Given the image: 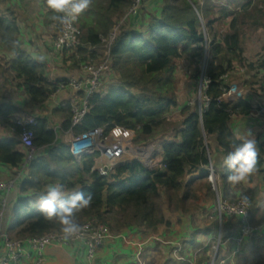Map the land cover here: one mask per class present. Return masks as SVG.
<instances>
[{
  "label": "trees",
  "instance_id": "obj_1",
  "mask_svg": "<svg viewBox=\"0 0 264 264\" xmlns=\"http://www.w3.org/2000/svg\"><path fill=\"white\" fill-rule=\"evenodd\" d=\"M254 1L227 0V5H222V0H204L202 4L193 0H162L160 15L154 16L144 31L138 32L129 25L120 26L132 0H89V7L77 17L81 45L75 52L64 54L79 69L82 63L98 58L96 50L104 45L102 38H108L117 28L116 40L109 47L108 74L105 73L106 76L111 74L112 78L89 99L88 113L79 126L72 127L71 104L56 108L52 114L62 118L65 133L72 130L75 135H83L102 129L109 137L114 131L124 130L132 136L135 145L160 141L162 161L154 167L151 165L154 161L145 163L136 159L102 176L95 170L98 152L87 154L81 162H76L68 145L60 143L49 120L38 118L32 129L35 145L44 155L31 162V176L23 182L22 193L33 190L42 195L47 192L44 185L63 184L64 192L90 195L89 206L75 214V222L81 226L94 220L108 227L109 231L130 227L169 228L171 222L161 202L162 196L166 197L171 214L191 213L192 202L199 200L195 183L197 180L208 182L210 167L221 177L223 190L228 195L230 170L224 159L244 142L238 139L230 125L234 115L247 116L253 106L243 98H234L230 80L225 82L224 78L237 66L249 73L264 70V59L255 64L248 63L242 41L241 25L253 13L261 12ZM256 2L257 6L264 4V0ZM143 3L139 14L132 19L139 18L145 8ZM231 6L235 8L231 9ZM52 15L48 8L47 23L59 22L52 20ZM228 19H231L229 31L220 34L217 24ZM18 35L14 16H5L0 11V46L13 56L11 69L16 80L22 81L19 87L32 106L44 105L56 93V86L48 80L45 65L35 61L20 47ZM77 55L81 56L80 60ZM178 60L189 61L195 66V79L203 76L208 82L204 90L206 104L202 110L198 104L183 109L185 119L174 132L166 133L168 139H163L167 116L180 105L174 75ZM18 112L19 109L8 101L6 88L0 82V123L14 129L19 137L0 142V163L13 168H19L26 161V155L17 150L21 145V129L14 123ZM210 141L219 149L216 157ZM257 148L256 171L264 175V142L257 141ZM195 172L199 176L189 179ZM208 188L211 191L209 182ZM258 194L257 188L241 194L249 199L252 223L260 211ZM226 195L224 199L230 201ZM32 200V197L19 198L12 210L10 231L16 232L21 239L62 232V225L55 218L47 219L38 208L31 206ZM214 215L210 212L209 220L213 221ZM230 220L236 222L235 218ZM213 223L214 230H218L216 219Z\"/></svg>",
  "mask_w": 264,
  "mask_h": 264
},
{
  "label": "crops",
  "instance_id": "obj_2",
  "mask_svg": "<svg viewBox=\"0 0 264 264\" xmlns=\"http://www.w3.org/2000/svg\"><path fill=\"white\" fill-rule=\"evenodd\" d=\"M0 11L5 16H14L19 28L18 40L20 47L35 61L45 65L46 76L51 83L82 76L81 71L68 60L66 54H59L54 50L53 44L57 30L54 23H47V0H0ZM159 15L160 12L158 13ZM12 61V54L0 46V82L6 88L8 101L19 109L15 118L29 116L36 120L38 118L48 119L50 127L58 133L60 143L67 144L74 160L81 162L82 158L87 154L75 156L72 153L69 143L70 135L67 134L71 130L66 133L63 132L62 118L53 115L52 111L68 104L79 103L82 95L66 89L53 94L46 104L32 106L24 90L19 87L22 81L15 78L16 75L11 69ZM243 72L245 71L243 70ZM257 73L258 76L252 74L253 80L251 81L249 77H242L238 72L231 74L230 79L232 92L235 88L239 89V91L233 92L234 98H243L253 106L252 112L247 116L234 115L230 125L238 139L244 142L249 138L264 142V70H258ZM240 92L242 93L241 95ZM249 131L252 136L248 135ZM15 137L19 138L14 129L7 128L0 123V142L4 139H13ZM210 143L213 156L216 157L219 149L215 142L210 141ZM17 150L24 153L27 158L28 151L23 146H18ZM41 155H44V153H37L31 161L27 163L25 161L19 168L0 163L1 181L7 182L19 177L16 189L8 197L5 229L11 237L18 238L16 232L13 231L12 233L10 231V227L13 224L12 210L19 198L32 197L34 200H39L44 195H40L39 192L33 190L26 193L21 191L23 182L30 179L31 162ZM198 176L199 173L195 172L190 175L189 179L197 178ZM207 181L209 182V180ZM208 182L197 180L195 186H205L208 185ZM221 182L223 184L222 179ZM209 184L211 183L209 182ZM47 188L48 186L44 185V191H47ZM254 188L257 187L250 184L245 187L244 191ZM261 189L264 190L263 187ZM212 191L214 190L212 189ZM260 194L261 192L257 197V206H260L259 200H264L262 195L259 197ZM63 195L68 198L74 194L63 192ZM217 195L218 197L214 204L209 206V208H214L218 199L226 200L224 199L225 190L217 193ZM234 195V191L230 190L226 197L233 198ZM203 199L199 198L198 207L200 204L205 209L206 205ZM209 208L207 207L208 212H205L208 215L200 214L198 217H196V212L194 211L187 215L178 213L174 216L171 214L173 220L167 214V218L171 222L169 228L160 226L158 229L150 230L130 227L121 231H109L105 245L97 254L96 264H207L211 257L210 247L215 231L212 225L214 223L208 218L211 212ZM259 213L260 211L254 218L253 224L261 221L262 215L259 220L257 219ZM184 219H187L186 222L188 223L193 222L194 225L190 226L189 224L186 228L180 226L179 223ZM224 220L222 224L225 230L222 231V235L225 239L219 242L217 264H264V232L239 245L237 243L240 236L239 224L230 219ZM195 222L196 229H194ZM201 226H204V229ZM160 228H163V230ZM218 229L221 230V227L219 228L218 226ZM216 236L218 237V230ZM5 252L4 245L0 246V259L5 255ZM45 256L46 264H88L87 251L83 243L72 247L53 245L46 250ZM162 258L164 260H161Z\"/></svg>",
  "mask_w": 264,
  "mask_h": 264
},
{
  "label": "built area",
  "instance_id": "obj_3",
  "mask_svg": "<svg viewBox=\"0 0 264 264\" xmlns=\"http://www.w3.org/2000/svg\"><path fill=\"white\" fill-rule=\"evenodd\" d=\"M143 1L132 0V6L120 26L130 16L135 17L139 14ZM77 17L71 22L70 26L60 22L54 23L57 30L53 44L55 52L59 54L75 52L81 45V31L77 25ZM117 33L118 29L116 28L108 38H102L103 44L107 42L105 46L107 57L103 64L94 66V60H90L81 64L79 70L82 76L52 82L56 86V92L70 89L82 95L80 102L72 105V127H77L82 123L88 113L89 99L102 88V78L109 69V47L116 40ZM76 58L80 60L81 56L77 55ZM224 80L227 82L228 76H225ZM207 86L208 82L206 81V88ZM15 124L21 129V145L28 151L27 163L41 150L35 145V132L32 129L37 125V120L29 116L16 117ZM67 134L70 135V148L75 156L94 152L100 154L97 163L100 164L103 160L105 165L99 167L100 169L98 168L99 170L96 171L101 173L102 176H107L114 169L115 164L127 163L130 160L127 151L130 141L127 138H130L131 135L124 130L114 131L109 137L105 136L102 129L78 136L72 130ZM215 178V170L210 167L208 180L214 191L217 189L215 188ZM17 179L7 182L0 180V246L4 245L6 249L5 255L0 259V264H46L45 255L49 247L53 245L72 247L79 243L85 245L88 264H96L98 251L105 245L109 236V229L105 225L97 224L94 220L85 222L80 226L81 231L79 233L67 238L63 231L48 232L40 237L27 239L13 238L8 234L5 229L8 197L16 189ZM215 214L220 220L224 217L235 218L240 226V236L237 241L239 245L245 240L253 239L257 234L264 232V209L262 210L261 223L254 225L251 222L250 205L242 207L240 199L237 201L218 199L215 205Z\"/></svg>",
  "mask_w": 264,
  "mask_h": 264
},
{
  "label": "rangeland",
  "instance_id": "obj_4",
  "mask_svg": "<svg viewBox=\"0 0 264 264\" xmlns=\"http://www.w3.org/2000/svg\"><path fill=\"white\" fill-rule=\"evenodd\" d=\"M194 2H198L199 4L203 3L204 0H193ZM257 0H255V7H258L261 12H256L253 13L251 18H248L246 23H243L241 25L242 28V41H243V45H244V50H245V55L247 57V61L248 63H257V61L263 60L264 59V4H259L256 2ZM222 5H227V0H222V2H220ZM144 4V7L142 9V12L139 15V18H137V20H133L132 17L130 16L127 20L123 21L122 25H129L131 26L133 29H135L136 31H144V29L148 26L149 22L152 20V18L154 16H158V13L161 12V8L163 6V2L162 0H146ZM231 9H234V6H231ZM239 12V11H238ZM252 14V11L250 12ZM126 17V15H125ZM245 19V16L243 17ZM230 20L228 19L227 21L221 22V24H217V31L220 34H225L229 31V24H230ZM245 21V20H244ZM258 22L257 25H255L254 23ZM224 23V24H223ZM106 44L107 42L101 47V49L96 50L97 54H98V58L94 59V66H99L100 64H103L104 60L107 57V49H106ZM195 70V66H193L189 61L187 60H178V62H176L175 64V71H174V75H175V79L177 82V96H178V101H179V107L178 108H174L167 116V123L164 125V129H166V132H164V137L163 139H168V137L166 136V133H171L174 132V129L180 125L181 121H183V119H185V116H183V109H185L186 107H193V105L198 104L199 109L202 110L203 105L206 104L205 102V97H204V90L206 88V81L204 79L203 76H199L197 79H195V76L193 75V72ZM243 70L245 72H243ZM239 73L240 75H242V77H249L250 81L253 80V76L252 74H255L256 76H258L257 70L251 71V73H249V71H246L245 69H242L240 67H236L233 71V73ZM107 73V72H105ZM249 73V74H247ZM108 74V73H107ZM231 74H229L228 76V81L231 79ZM245 74V75H244ZM194 76V77H193ZM236 76H238L236 74ZM104 81L102 78V86L104 85V83H109L112 75L109 74L108 76H106V74H104ZM258 80V79H256ZM227 81V82H228ZM104 87V86H103ZM102 87V89H103ZM101 90V89H100ZM234 91H239L238 88H235ZM242 93L240 92V95ZM229 98H231V96L229 95ZM199 110V111H200ZM130 142L128 143V153H129V157L130 160H136V159H140L145 163L148 162H152L154 161L151 165L152 166H158V164L162 161V154L160 153L161 151H159V149L161 150V142L160 141H153L151 140L148 143L145 144H141V145H135L132 141V136L129 138H127ZM99 160V158H98ZM128 160V161H130ZM124 163L121 164H115L113 167L115 169V167L120 166ZM105 165L104 161L101 160L100 164L99 162L97 163L95 170H97L99 167ZM100 169V168H99ZM98 169V170H99ZM219 173L220 170H217ZM252 185V186H256L259 189V193L261 192V194L259 195V197L262 195V197H264V190H260L261 187L264 188V175L259 173L258 171H254L251 175L248 176L247 180L237 184V185H230V190L234 191L235 195L233 196V198H228L230 201H235L236 199H239V197L241 196L242 192L245 190V187H247L248 185ZM215 188L216 191H212L213 187L211 185V191H209L208 189V185H202L200 187H198V197L204 198L203 201L206 205V208L204 209L203 205L199 204L198 207V201H193L192 202V211L196 212V217L200 216V214H205V212H208L207 207L209 208V206H212L214 204V201L217 199L218 195L217 193H220L223 191L224 189V184H222L221 182V177L216 175L215 178ZM233 189V190H232ZM213 193V194H212ZM38 200H32L31 201V206L35 205L34 209H37V204H35ZM260 201V206H258V208L260 209V213L258 214L259 216L257 217V219L259 220V218L262 215V210L264 209V200H259ZM161 202L163 203V207L164 209H166L168 216L170 217V219L173 220L172 215H176V214H172L168 209V205H167V201H166V197L162 196V200ZM205 211H204V210ZM211 209V213L214 212L215 213V207L214 208H209ZM208 215V214H205ZM216 215V214H215ZM214 215V220L211 222H215L216 221L219 224H216L219 226V228L221 227V230L218 229V237L217 235V230L214 231V238H213V242L211 243V247H210V253H211V257L209 259V263L207 264H215L217 258H218V250H219V242L223 241L225 238H223V233L222 231H224L225 229L223 228V224L222 221L225 220H220L218 218V216L216 215L215 217ZM173 216V217H174ZM175 218V217H174ZM195 219V218H194ZM171 220V221H172ZM187 219L182 220L179 225L180 226H184L185 228L190 224V226H193V222L192 223H188L186 222ZM262 221V218H261ZM258 222L256 224L261 223ZM88 222V221H87ZM175 222V221H174ZM13 223V222H12ZM102 225V224H101ZM214 225V224H212ZM115 226V224H114ZM204 229V226H201ZM108 228V227H107ZM196 222H195V227L194 229H196ZM163 230V228H160ZM114 230V229H113ZM115 231V230H114ZM221 236V237H220ZM14 238V236H13ZM248 240V239H247ZM246 241V240H245ZM161 260H164V258H162Z\"/></svg>",
  "mask_w": 264,
  "mask_h": 264
},
{
  "label": "clouds",
  "instance_id": "obj_5",
  "mask_svg": "<svg viewBox=\"0 0 264 264\" xmlns=\"http://www.w3.org/2000/svg\"><path fill=\"white\" fill-rule=\"evenodd\" d=\"M47 7L52 10V20L70 26L71 22L89 7V0H47ZM248 135L252 136L250 131ZM258 155L255 138L246 139L245 142L236 146L235 150L229 152L224 159V164L230 170L227 180L233 185L246 181L248 176L257 170ZM63 192V184L49 185L46 194L37 201V207L45 218H55L62 225V231L67 238L81 231L74 217L77 212L89 206L91 196L77 192L65 198ZM240 203L242 207L247 206L248 197L242 195Z\"/></svg>",
  "mask_w": 264,
  "mask_h": 264
}]
</instances>
